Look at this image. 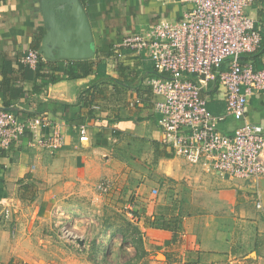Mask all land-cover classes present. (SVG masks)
<instances>
[{
	"label": "crops",
	"instance_id": "1",
	"mask_svg": "<svg viewBox=\"0 0 264 264\" xmlns=\"http://www.w3.org/2000/svg\"><path fill=\"white\" fill-rule=\"evenodd\" d=\"M81 2L93 31L94 54L90 58L104 61V73L64 77L67 60L46 59L53 62L47 64L45 74L60 76L47 84L48 76H37L22 62L25 51L34 45L39 48L46 33L41 0H0V108L13 107L21 117L38 112L52 121H63L65 138L62 148L49 151L32 146L33 135L26 131L20 143L10 149L0 147V264L27 263L49 250L58 217L63 214L71 218L67 199L73 195L89 194L98 200L106 196L120 178L128 177V164L135 166L132 171L142 177L137 194L156 183L151 178L152 170H162L169 176L173 163V177L178 172L180 156L162 143L159 114L153 104L156 96L148 83L156 75L153 63L146 54L117 45L126 36L142 33L160 19H181L189 4L181 0ZM246 12L255 20L263 38L260 49L248 56L263 68L264 0H255ZM92 84V108L97 110V117L84 118L79 115L87 111L81 94ZM203 94L212 112L225 114V88L221 84L209 82ZM245 116L262 125L264 132V89L248 98ZM83 119L88 125V143L79 141L78 125ZM240 125L241 121L227 115L219 128L230 134ZM47 129L44 133H48ZM152 141L159 142L168 152L156 167L143 160L152 153ZM130 142L143 146L144 153L131 154ZM193 166L204 176L220 180L222 187L216 193L229 204L228 212L187 211L179 240L171 244H166L173 236L170 230L145 226L141 218L138 224L144 238L158 246H171L170 250L180 253L183 261L191 264H232L241 251L250 248L259 260L264 259V175L248 179L222 177L202 165ZM102 178L111 181L110 192L96 190L95 185ZM29 182L31 186L25 190ZM193 185L187 188L193 191ZM258 193L263 209L256 207ZM7 204L11 205V214L5 219L3 208ZM148 213L147 210L145 216ZM58 236L61 237L59 233Z\"/></svg>",
	"mask_w": 264,
	"mask_h": 264
},
{
	"label": "built area",
	"instance_id": "2",
	"mask_svg": "<svg viewBox=\"0 0 264 264\" xmlns=\"http://www.w3.org/2000/svg\"><path fill=\"white\" fill-rule=\"evenodd\" d=\"M189 4L179 20L160 19L142 33L126 36L117 47L128 48L151 59L156 75L149 85L156 99L162 143L191 164L202 165L222 177L248 179L264 175L263 126L247 120L248 98L264 89V67L256 68L246 56L258 51L262 34L246 10L255 0H181ZM45 59L29 48L22 62L35 69ZM209 82L225 88L224 115L212 112L203 92ZM229 115L241 121L232 133L219 123ZM63 121L44 115L21 117L14 110H0V147L10 149L31 131L32 146L56 151L63 147ZM48 128V133L44 129ZM79 141L88 143V125H78ZM101 193L112 183L102 178L95 185ZM157 192L156 189L153 190ZM256 207L263 209L258 193ZM11 205L3 208L8 219Z\"/></svg>",
	"mask_w": 264,
	"mask_h": 264
},
{
	"label": "rangeland",
	"instance_id": "3",
	"mask_svg": "<svg viewBox=\"0 0 264 264\" xmlns=\"http://www.w3.org/2000/svg\"><path fill=\"white\" fill-rule=\"evenodd\" d=\"M179 159L175 177L173 163L169 176L162 170H152L151 178L156 183L146 186L142 193L137 194L136 189L142 183V177L132 171L135 166L128 164V177L120 178L113 191L99 200L89 194L70 196L67 206L71 218L63 214L58 217L60 221L55 223L52 231L51 248L23 264H125L134 256L135 249L124 241L122 232L126 231L127 221L139 225L132 209L139 210L143 220L147 210V216L152 218L162 213L170 217L179 212L187 216V211L194 214L208 210L228 212L229 204L220 200L216 193L222 187L220 180L204 176L194 169V164L181 156ZM190 185H193V191L187 188ZM153 188L158 191L153 193ZM78 237L84 240L82 245L76 240ZM143 240L145 253L138 259L132 258L135 264H191L184 262L180 253L170 250L171 246L149 243L144 235ZM232 264H264V259L259 260L254 249L250 248L241 251Z\"/></svg>",
	"mask_w": 264,
	"mask_h": 264
},
{
	"label": "trees",
	"instance_id": "4",
	"mask_svg": "<svg viewBox=\"0 0 264 264\" xmlns=\"http://www.w3.org/2000/svg\"><path fill=\"white\" fill-rule=\"evenodd\" d=\"M33 49L38 50V45H34L32 47ZM253 54L249 55L250 57ZM248 56V57H249ZM247 58L248 60H251V58ZM53 61H49L46 59H42L38 62L37 66L35 69H32L30 67L27 66L28 69L33 70L36 72V75L41 77V76H48L49 78L47 79V84L51 83V82H55L57 81L60 76L56 75V74H51V75H47L45 73H48L46 71V66L47 64L50 65V63ZM254 62V61H253ZM254 65L256 68H262V67H258L256 66L255 62ZM104 61L102 60H98V61H94L92 58L90 59H75V60H67L66 64L63 66V71H62V76L64 77H73V78H77V77H84V76H88L92 73H94L95 71H97V73L99 74H103L104 73ZM156 72V71H155ZM81 98H82V102H83V107L86 108V112L84 114L79 113L80 116H83L84 118L86 117H93L96 118L97 117V110L92 108V105L95 103V97H94V93H93V84L90 85V88H88L87 90H84L81 94ZM16 112V111H14ZM17 113V112H16ZM33 114V112H32ZM27 114L25 115V117L27 116H34V115H39L40 113H36L34 115ZM81 122H86L85 119H83V121ZM130 144V148L132 151L131 154H140V153H144L143 152V146L141 148V146L138 143L135 142H131ZM132 145V147H131ZM150 150L152 151V153L149 152V154L146 155V157H144V162L150 164L153 167H156L158 165L159 159L162 157H166L168 152L166 150V147H160L159 142L157 141H152L150 146H149ZM152 155V156H151ZM155 171V169L153 170ZM31 186V183H27L24 186V189L27 190L29 189ZM133 215L134 217H136V219H141V214L139 212V210L137 209H132ZM186 216V214H184L183 212H179L176 214H172L170 215V217H167L165 215V213H162L160 216H154L149 217V216H145L144 219V223L145 226L148 227H156V228H164V229H168L173 233V236L170 240H168L166 242V244H171V243H175L179 240V234L181 232V230L183 229V219ZM126 222V221H125ZM136 222V221H135ZM123 234V239L124 241H128L131 246L135 249V254H134V258L137 257L140 258L144 253H145V249H144V240H143V232L141 231L139 225H137L136 223H133L131 220L127 221V228L125 232H122ZM94 244H96V242L94 241ZM105 254V253H104ZM131 258H128L125 262V264H135V261ZM104 260L106 259V257H103Z\"/></svg>",
	"mask_w": 264,
	"mask_h": 264
},
{
	"label": "water",
	"instance_id": "5",
	"mask_svg": "<svg viewBox=\"0 0 264 264\" xmlns=\"http://www.w3.org/2000/svg\"><path fill=\"white\" fill-rule=\"evenodd\" d=\"M40 8L46 33L41 39L38 51L45 59L75 60L93 56L92 26L81 0H41ZM76 240L81 245L84 243L79 237Z\"/></svg>",
	"mask_w": 264,
	"mask_h": 264
}]
</instances>
